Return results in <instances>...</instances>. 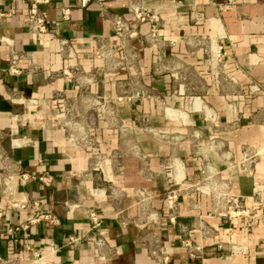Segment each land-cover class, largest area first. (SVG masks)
Wrapping results in <instances>:
<instances>
[{"label":"crops","instance_id":"obj_1","mask_svg":"<svg viewBox=\"0 0 264 264\" xmlns=\"http://www.w3.org/2000/svg\"><path fill=\"white\" fill-rule=\"evenodd\" d=\"M134 5L157 14L154 36ZM28 8L0 0V257L31 264L29 243L52 264H101L94 209L106 264H264V0H51L44 39ZM117 15L136 33L119 37ZM225 191L241 214H223ZM25 194L58 223L6 230L31 216L6 204Z\"/></svg>","mask_w":264,"mask_h":264},{"label":"built area","instance_id":"obj_2","mask_svg":"<svg viewBox=\"0 0 264 264\" xmlns=\"http://www.w3.org/2000/svg\"><path fill=\"white\" fill-rule=\"evenodd\" d=\"M29 1V8H28V17L30 19L31 29L35 32V34L39 38H49L50 33L48 32L47 26V18H46V6L49 4L51 0H28ZM89 1L91 0H79V5L84 7L86 6ZM99 3H102L104 0H94ZM132 11L136 18L139 20H149L151 22V35H155L157 23H158V16L155 13H150L146 10L143 6L134 5L132 6ZM63 13L66 18H68L69 8H63ZM2 12H0V15ZM113 30L119 36L123 37L126 35H133L136 33V30L131 28L128 23L124 20V18L120 15H117L113 20ZM5 42H8L7 38H2ZM61 42L64 44L66 43V39L62 38ZM9 70L11 72H18L20 70L19 66L15 65V61L9 65ZM64 72L69 75L70 69L69 67L64 68ZM88 141V136L85 133H82L78 140ZM245 158L247 157L244 154ZM20 181L22 183L26 182L31 178H38L44 184H49L52 176L49 173H41L38 175L29 173L27 171H21L18 175ZM178 191L179 188L172 186L168 188L165 193L164 203L168 211V216L171 220H174L176 217L175 210L178 203ZM222 197L224 199V211L223 214L228 216H234L241 214L244 211V208L241 206L238 196L230 191H225L222 193ZM6 204L14 209L17 210H28L32 214L31 216L15 225L6 224V230L13 231V230H22L26 235H29L28 229L30 225L34 222L45 220L50 224H57L58 218L50 209H45L41 206V203L34 197L29 195H22L21 197L9 196L6 199ZM264 204V203H263ZM87 215L89 218V230L88 234L84 235V237L91 242L92 249L94 254L100 260L101 264H106L105 262V254L102 250L104 246L107 245V240L102 233L103 228V220L102 217L97 213L94 209H87ZM3 212L0 208V218ZM79 236L70 235L67 239L68 243L74 242L75 240L79 239ZM185 244L190 246V242L188 240L185 241ZM26 253L27 258L30 260L31 264H52L51 262L44 259V255L42 250L32 247L29 243H26ZM59 246L50 241V251H56ZM190 255L194 256V251L190 250ZM168 255L162 256L160 259V264H167L168 263ZM0 264H10L9 259H3L0 257Z\"/></svg>","mask_w":264,"mask_h":264},{"label":"water","instance_id":"obj_3","mask_svg":"<svg viewBox=\"0 0 264 264\" xmlns=\"http://www.w3.org/2000/svg\"><path fill=\"white\" fill-rule=\"evenodd\" d=\"M5 103H6V101H4V100L0 101V106H1V104H5ZM6 109H10L9 106Z\"/></svg>","mask_w":264,"mask_h":264}]
</instances>
